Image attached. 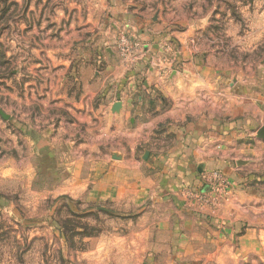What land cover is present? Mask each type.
Segmentation results:
<instances>
[{
	"label": "rangeland",
	"instance_id": "obj_1",
	"mask_svg": "<svg viewBox=\"0 0 264 264\" xmlns=\"http://www.w3.org/2000/svg\"><path fill=\"white\" fill-rule=\"evenodd\" d=\"M184 53L218 87L200 86L194 104L158 89L188 68ZM251 80L263 94L247 101L260 109L244 114L253 126L237 139L233 170L207 171L204 190L180 196L188 212L228 221L196 217L173 250L164 209L100 197L96 186L112 175L108 156L123 158L112 150L127 146V118L155 115L124 92L128 82L157 85L161 111L192 105L196 119L233 117L222 110L221 89L249 94L260 89ZM167 124L154 131L160 142L140 147L139 162L171 143ZM261 127L264 0H0V264H264ZM237 220L241 239L222 234Z\"/></svg>",
	"mask_w": 264,
	"mask_h": 264
},
{
	"label": "crops",
	"instance_id": "obj_2",
	"mask_svg": "<svg viewBox=\"0 0 264 264\" xmlns=\"http://www.w3.org/2000/svg\"><path fill=\"white\" fill-rule=\"evenodd\" d=\"M162 37L148 36L143 38H154L156 40ZM183 58L187 62L188 68L182 72H177L169 84L167 83L168 85L160 84L159 82L158 89L174 93L173 97L176 104L179 101H190L194 104L196 101L193 99V94L198 92L200 86L203 89L213 88V90L218 89V87L209 85V81L212 78L211 74L210 72H208L209 75L205 74L198 68L200 66L198 65V59L193 58L188 61L191 57L185 53L183 54ZM150 77L154 76L151 75ZM252 85L258 86L257 81L251 80L249 86ZM260 85L258 86L260 89L256 88L255 91H251L249 94L243 89H236L235 86L221 89L220 101H222V110L223 112L226 110L228 112L230 109L231 111L234 110L236 114L233 117L223 118L224 114L216 116L213 111H209L206 113L201 112V116L196 119H190L192 116H195L192 115L195 113H190L189 111L192 105L184 112L176 113L175 109H172L173 111L171 112H163L161 111L163 108L159 100L156 101L153 98V93L157 91L155 89L157 85H148L147 87L144 85L134 86L133 82H128L124 92L134 95L139 94L138 106H144L145 108L154 107L155 115L146 117L143 114L142 120H137L136 123L128 117L125 123L128 125V128L125 133L124 122L122 123L120 127L123 130V135L126 137L127 146L125 149L117 148L112 151H116L123 158L116 162L112 159L113 152L108 156V160L109 157L111 158V164L108 165L109 170L106 171L112 175L102 177L103 180H100V186H96V190L101 189V195L98 191L97 196L100 195L103 199L111 197L112 200L116 199V201L127 198V206H144L142 208L144 210L145 205H148L149 209L152 206L150 210H160V214L161 210L164 209L166 211L164 213L166 216L165 221L168 224V236L172 243L171 246H173H169V249L173 250L179 247L177 234L181 233L180 238L183 244V239L187 236L186 230L189 225L193 224V220L196 217H201L202 220L208 221L212 224L211 226L219 224L221 221H228L229 219L227 218L219 219L218 217H206L198 213L193 214L188 212V206L180 196L181 192L186 190L198 193L204 190L202 174L207 171L219 170L231 173L233 168L230 166L229 158L233 156L237 139L241 142L240 134L245 133L247 129L253 126V120L244 114L247 109H260L257 106L254 107L252 104H247L248 100H253L251 98L252 93L256 100H260L258 97L263 94ZM117 87L116 91L118 92L120 87ZM123 102H121L122 105H124ZM227 103H229L228 106L226 105ZM179 107L185 108L186 106L180 105ZM168 121L171 123L167 124ZM161 124L168 125V128L164 129L163 132L166 133L167 137L169 136L171 143L165 146L166 148L161 152H155V146H152V149H150L152 152L148 154L149 160L145 163L139 162L136 157L138 156L140 147H148L145 143L154 141L160 137L156 136L154 131ZM236 134L240 135L239 138L235 137ZM160 139H158L159 142ZM88 147L90 146L87 144H80V148ZM102 164L103 162H100L96 166L100 167ZM151 172H154L153 176H150ZM114 187L118 189L116 196L113 190ZM104 190L107 192H103ZM125 190L127 191L126 196L123 195ZM130 192L142 193V195L131 196ZM147 214L148 212L143 213V215ZM243 226L242 220H237L232 223L231 227L223 229L222 234L229 235L230 238L241 239V229ZM212 245L210 249L213 251L216 249V244L213 243Z\"/></svg>",
	"mask_w": 264,
	"mask_h": 264
},
{
	"label": "water",
	"instance_id": "obj_3",
	"mask_svg": "<svg viewBox=\"0 0 264 264\" xmlns=\"http://www.w3.org/2000/svg\"><path fill=\"white\" fill-rule=\"evenodd\" d=\"M257 137L260 140H264V127H261L258 131H257Z\"/></svg>",
	"mask_w": 264,
	"mask_h": 264
}]
</instances>
